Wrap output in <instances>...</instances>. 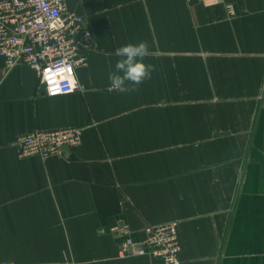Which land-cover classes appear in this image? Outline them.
<instances>
[{"label":"crops","instance_id":"1","mask_svg":"<svg viewBox=\"0 0 264 264\" xmlns=\"http://www.w3.org/2000/svg\"><path fill=\"white\" fill-rule=\"evenodd\" d=\"M67 5L90 32L78 91L48 97L0 57V260L162 264L113 229L138 243L176 221L183 264H264V0ZM141 41L151 79L110 89L116 49ZM67 128L83 135L63 155L19 156V137Z\"/></svg>","mask_w":264,"mask_h":264},{"label":"built area","instance_id":"2","mask_svg":"<svg viewBox=\"0 0 264 264\" xmlns=\"http://www.w3.org/2000/svg\"><path fill=\"white\" fill-rule=\"evenodd\" d=\"M67 3L68 0L0 1V57L8 69L24 65L34 70L39 88L48 97L78 91L77 69L87 64L80 46L90 38V32L83 17L69 13ZM228 10L235 15L232 5ZM82 135L80 128L35 130L19 137L16 145L21 158L47 159L78 146ZM113 233L121 239L123 256H150L162 264H183L176 221L146 227L144 238L138 243L126 226L117 225ZM127 248L138 249L129 253ZM0 264L14 263L0 260Z\"/></svg>","mask_w":264,"mask_h":264},{"label":"clouds","instance_id":"3","mask_svg":"<svg viewBox=\"0 0 264 264\" xmlns=\"http://www.w3.org/2000/svg\"><path fill=\"white\" fill-rule=\"evenodd\" d=\"M119 59L115 70L108 74L110 89L118 93H128L138 90V86L151 79L155 66L144 63L149 55V45L146 41L137 44L127 43L116 49Z\"/></svg>","mask_w":264,"mask_h":264},{"label":"water","instance_id":"4","mask_svg":"<svg viewBox=\"0 0 264 264\" xmlns=\"http://www.w3.org/2000/svg\"><path fill=\"white\" fill-rule=\"evenodd\" d=\"M67 150H69V148H67ZM138 248H139V247H138ZM138 248H134V249L127 248V251H129V253H132L133 250H137Z\"/></svg>","mask_w":264,"mask_h":264}]
</instances>
